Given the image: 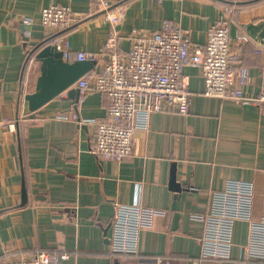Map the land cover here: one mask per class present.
<instances>
[{
  "label": "crops",
  "instance_id": "0c3cea01",
  "mask_svg": "<svg viewBox=\"0 0 264 264\" xmlns=\"http://www.w3.org/2000/svg\"><path fill=\"white\" fill-rule=\"evenodd\" d=\"M107 1L123 12L115 26L121 53L130 46L132 30L151 33L163 20L179 25L199 48L208 28L226 15L232 52H239L248 72L242 90L258 93L264 47L238 36L244 33L241 23L264 19V0ZM52 4L69 6L74 19L68 30L50 36L41 11ZM109 29L93 0H0V264L40 249L68 252L66 264H232L199 261L202 225L191 215L207 210L213 191L242 181L253 185L252 219L264 216V106L204 96L200 68L183 66L192 92L188 112L151 113L147 127L134 130L132 150L120 161L93 155L94 127L78 122L106 118L100 92H84L77 101L76 93H68L71 86L28 111L24 96L34 91L40 74L39 62L27 57L30 49L50 36L52 43H68L67 61H74L77 51L98 52ZM231 68L236 71V64ZM73 113L78 119L61 118ZM173 173L184 189L180 194L170 186ZM115 204L164 211L151 228L138 231L136 253L110 251ZM247 233L248 222L236 221L231 258L240 254Z\"/></svg>",
  "mask_w": 264,
  "mask_h": 264
},
{
  "label": "built area",
  "instance_id": "2783aa9c",
  "mask_svg": "<svg viewBox=\"0 0 264 264\" xmlns=\"http://www.w3.org/2000/svg\"><path fill=\"white\" fill-rule=\"evenodd\" d=\"M93 2L100 7L109 24L107 39L98 52H75L74 60L103 63L98 70L94 67L81 76L72 87L79 91L77 101L87 91L100 92L106 98L105 119L78 120L94 127L90 152L96 157L120 161L129 155L134 130L145 129L153 112L173 110L182 115L188 112L192 92L181 72L186 65L200 68L204 96L230 99L242 105L264 106V81L256 95L242 90L248 72L239 52H232L226 15L219 16L208 28L205 42L199 48L191 44L188 33L179 25L163 20L160 29L151 33L139 34L132 30L130 46L121 53L117 50L115 26L123 17L122 9L107 0ZM73 14L69 6L52 4L42 9L41 24L48 35L53 36L69 29ZM238 39L249 40L245 33H241ZM62 41L58 39L54 43L62 51L63 60L67 61L71 53L68 43ZM233 64H236L234 72ZM68 117L78 119L74 113L61 116ZM8 126L13 131V124ZM253 197L252 183L228 181L222 191L211 193L205 212L191 215V219L202 225L199 261L232 259V264H248L255 260L264 264V216L252 219ZM115 207L110 251L113 254L136 253L138 231L151 228L153 220L162 217L164 211L139 205L115 204ZM241 220L248 222L247 242L239 247L240 254L231 258L233 226ZM69 258L70 254L63 250L40 249L29 258L10 259L5 264H66Z\"/></svg>",
  "mask_w": 264,
  "mask_h": 264
},
{
  "label": "water",
  "instance_id": "95a60500",
  "mask_svg": "<svg viewBox=\"0 0 264 264\" xmlns=\"http://www.w3.org/2000/svg\"><path fill=\"white\" fill-rule=\"evenodd\" d=\"M240 26L251 41L257 46L264 47V19L241 23ZM51 39V37L46 38L30 49L33 59L40 64V74L34 91L24 96L29 112H35L45 103L70 88L81 76L92 71L96 65L94 60H63L62 51L58 49L56 43L50 41ZM68 93L69 95L76 93L75 100L78 99V89L72 87ZM170 186L179 194L184 190L175 181L174 173L171 176ZM25 202L26 193L22 187L20 205H24Z\"/></svg>",
  "mask_w": 264,
  "mask_h": 264
},
{
  "label": "trees",
  "instance_id": "16d2710c",
  "mask_svg": "<svg viewBox=\"0 0 264 264\" xmlns=\"http://www.w3.org/2000/svg\"><path fill=\"white\" fill-rule=\"evenodd\" d=\"M31 56H33V54L30 53V51L27 53V57L28 59L31 58Z\"/></svg>",
  "mask_w": 264,
  "mask_h": 264
}]
</instances>
